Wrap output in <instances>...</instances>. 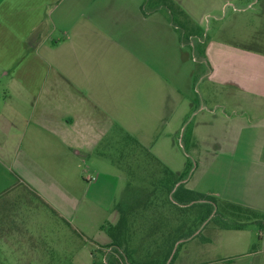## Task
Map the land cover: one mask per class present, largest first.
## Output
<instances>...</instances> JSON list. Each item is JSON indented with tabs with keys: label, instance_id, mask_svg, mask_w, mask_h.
<instances>
[{
	"label": "rangeland",
	"instance_id": "1",
	"mask_svg": "<svg viewBox=\"0 0 264 264\" xmlns=\"http://www.w3.org/2000/svg\"><path fill=\"white\" fill-rule=\"evenodd\" d=\"M129 2L119 0L113 5L111 2L110 9L123 15V18L118 15L119 19H125ZM148 4V8H158V19L166 9L171 10L168 16L174 26L173 43L160 27L154 31L158 38L154 48L156 69L162 81L189 97L191 108L186 114H168L173 124L168 130H159L160 134L170 132L167 146L158 138L154 148L147 149L149 155L152 152L162 163L135 150L133 144L124 148L121 145L127 139L116 141L111 129L102 141L95 139L97 135H91L89 130L76 134L75 121L64 132L74 137L84 133V138L90 132L89 142L82 143L81 137L77 138V148L84 152L79 156L73 154L72 162H62L70 165L67 171L57 167L60 161L48 160L46 151L50 146L44 144L40 152L45 161L39 163L51 171L45 170L43 180L46 184L60 182L65 196L75 200L68 216L25 187L17 188L33 184L16 177L17 171L12 167V149L17 145L16 139L8 135L11 123L17 122L20 128L28 120L35 123L36 106L46 107L48 96L23 97L18 93L22 90L20 84L0 72V264H90L89 252H96L94 264H105L102 251L106 246L92 239L101 231L115 233L118 228L104 223L113 211L121 213V220H126L133 210H137L139 217L134 220H190L191 225L181 234L189 240L186 245L175 246L177 253L192 244L212 241L213 234L207 230L217 223L244 222L256 229L262 227L249 222L261 220L259 212L237 205L232 198L245 195L241 194L245 188L241 171L246 170L259 148L264 152V121L258 120L255 112L246 115L245 98L240 94L247 72L246 60L257 53L264 55V0H149ZM139 55L149 59L150 50L141 46ZM222 56L231 59L232 64L222 65L218 72L213 61ZM221 59L224 62V58L217 62ZM217 72L222 78L232 72L230 78L239 81L219 80ZM145 88L143 84L140 89ZM136 109L132 102L125 116L119 112L116 115L119 119L126 118L125 124L134 127V134L130 133L133 137L155 134L158 131L152 125L155 116ZM65 116L68 120L69 115ZM236 116L242 123L233 120ZM198 119L204 123L198 124ZM54 120L49 125L55 128ZM220 139L221 144L217 143ZM163 166L173 172L184 171L186 185L203 197L183 205L174 204L168 210L158 205L165 184L162 180L168 177ZM89 176L92 180L87 179ZM108 180L112 188L101 192ZM117 251L119 264H129L127 257ZM214 253L206 257L193 254L185 264H215ZM105 260L108 262L109 258Z\"/></svg>",
	"mask_w": 264,
	"mask_h": 264
},
{
	"label": "crops",
	"instance_id": "2",
	"mask_svg": "<svg viewBox=\"0 0 264 264\" xmlns=\"http://www.w3.org/2000/svg\"><path fill=\"white\" fill-rule=\"evenodd\" d=\"M148 1L140 3V0H131L127 5L128 16L119 19L117 16L123 18V15L110 9L111 2L113 5L119 0H0V72L20 84L22 90L18 93L21 96H48L46 107L41 109L39 105L36 106L35 123L30 124L28 120L21 128L17 122L11 123L8 135L16 139L17 145L12 149V167L17 171L16 177H23V181L33 184L17 188L25 187L34 192L63 216H68L75 200L65 196L60 182H44L45 170L51 171L39 163L45 161L40 152L44 144L50 146L46 151L48 160L60 161L57 167L66 171L70 165L62 162H72L73 154L79 156L84 152L77 148L76 140L81 137L82 143H88L87 135L90 132L97 135L95 139L102 141L105 133L111 129L117 137L116 141L127 139L121 146L127 148L125 145L133 144L137 147L135 150L148 156L149 146L154 148L158 138L162 139V145L169 144L167 135L170 132L160 134L162 128L168 130L173 124V118L168 114H186L191 108L192 102L187 95L174 90L159 78L157 56H154L158 38L154 31L160 27L164 36L173 43L174 26L168 16L170 9H166L158 19V8H148ZM141 46L150 50L149 59L139 55ZM220 58H224V62L222 59L217 62ZM218 59L213 61L218 72L222 65L232 64L231 59L225 56ZM246 69L244 87L240 92L245 98L246 115L255 112L258 120L264 121V55L257 53L248 58ZM229 73L233 76L232 72ZM229 73L223 78L219 74V80L238 83V78H230ZM143 84L146 87L144 90L140 89ZM132 102H135L137 111L155 116L152 124L158 129L155 134L133 137L130 133L134 134V127L128 122L125 124L126 118L119 119L116 115L119 112L125 116ZM192 113H196L195 110L192 109ZM64 115H69V119H65ZM237 117L230 120L233 118L235 122H240ZM53 119L55 128L49 125ZM74 121L77 123L76 134L90 131L86 138L82 137L84 133L74 137L64 132V129L72 127ZM197 121L198 124L204 123L200 119ZM25 137L33 138L32 142L27 138L28 143L24 145ZM220 140L217 143H223ZM35 144L39 147L36 148ZM262 150L259 148L247 163L246 170L241 171L245 179L241 194L245 195H234L232 198L237 205L259 212L261 220L249 222L262 227L256 229L246 226L244 222L228 226L217 223L207 230L208 234H213L212 241L209 239L208 243L205 240L191 247L184 246L185 249L177 253L175 246L181 243L186 245L189 240L181 234L191 225L190 220H134L138 217L137 210L131 211L126 220H121V213L113 211L104 223L118 226L119 247L110 245L112 236L105 231L92 239L106 246L102 251V262L106 264L105 258L111 260L118 257L116 249L127 257L129 264H185L193 254L206 257L213 251L215 264H264ZM150 153V158L153 156L161 162L159 157ZM159 156L163 157L161 154ZM177 173H180L179 170ZM109 180L101 192L112 188ZM182 182L191 189L186 185V178ZM160 194L158 205L167 210L168 207L172 208L170 193L164 189ZM168 199H171V203H168ZM88 256L92 258L90 264H94L96 252H89Z\"/></svg>",
	"mask_w": 264,
	"mask_h": 264
},
{
	"label": "trees",
	"instance_id": "3",
	"mask_svg": "<svg viewBox=\"0 0 264 264\" xmlns=\"http://www.w3.org/2000/svg\"><path fill=\"white\" fill-rule=\"evenodd\" d=\"M154 160H156L153 156H151ZM158 161V160H156ZM160 163V161H158ZM164 167V171H167L168 173V177L167 179H163L162 182H164V186H163V191L164 189L168 192V194L170 193L171 198L173 199V203L172 205H183V204H187L188 202H191L193 200H196L198 198L203 197L202 194H199V192H196L195 190L189 189L185 187V183L182 182V180L185 179V175L186 174L184 171L177 173V172H173L171 170H169L167 167ZM174 187V190L171 191V189ZM198 197H197V196ZM168 203H171V199H168ZM206 215L208 216V213H206ZM206 216V217H207ZM122 215H121V219H122ZM225 225H230V224H225ZM109 226V225H108ZM110 227H114L115 229L118 228L117 225L115 226H110ZM117 231L118 229H116V233H111L108 232L111 236H112V241L110 243L111 246H115V248L119 247L120 245V240L118 239V235H117ZM116 252H118L116 249H114ZM118 258V259H116ZM119 257H114L111 260H108L107 264H119Z\"/></svg>",
	"mask_w": 264,
	"mask_h": 264
},
{
	"label": "built area",
	"instance_id": "4",
	"mask_svg": "<svg viewBox=\"0 0 264 264\" xmlns=\"http://www.w3.org/2000/svg\"><path fill=\"white\" fill-rule=\"evenodd\" d=\"M87 179L92 180V177L89 176V177H87Z\"/></svg>",
	"mask_w": 264,
	"mask_h": 264
}]
</instances>
